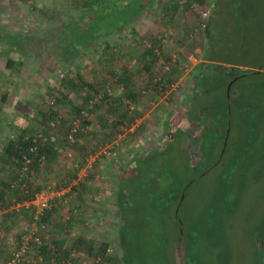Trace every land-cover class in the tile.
I'll return each mask as SVG.
<instances>
[{
  "label": "rangeland",
  "instance_id": "rangeland-1",
  "mask_svg": "<svg viewBox=\"0 0 264 264\" xmlns=\"http://www.w3.org/2000/svg\"><path fill=\"white\" fill-rule=\"evenodd\" d=\"M17 1L0 0V5H39L41 9L45 8V12L34 9L38 15L36 19L39 21L40 18L44 23H36L30 29L33 32L27 42L23 35L11 37L12 42L14 39L23 41L18 43L16 52L18 56L26 54L23 56L25 66L20 68L14 89L15 107L0 105V114L5 120L14 113L26 118L21 124L30 125L34 132L42 131V111L46 108L60 113L67 120L53 131L55 139L64 146L61 157L35 176L34 182L40 189L53 182L56 183L55 189H66L78 184L79 178L82 179L80 182L89 179L91 184L78 198L68 193L65 196L67 202L58 210L69 213L68 207L71 206L93 214L85 229L90 232L94 243L110 242L114 255L122 258V253L125 254L130 264H256L260 254L258 247L261 243L264 245V239L258 240L264 222V147L259 144L252 150L246 148L245 138L248 136L244 134L246 124L240 106L249 100L252 103L257 101L264 111V72L261 71L264 69V0H219L217 14L212 0L195 1L190 7L189 0H178L166 17L160 9L146 11L133 22L135 34L127 29L110 36L105 34L106 37L86 44H83L86 39L83 37L87 35L79 33L92 19L89 13L84 14L85 0ZM206 7L210 16L203 20L199 12ZM125 13L127 15L129 11L109 7L104 10L109 16V24L124 20ZM100 14L98 12L97 16ZM215 17H218L216 22ZM205 21H208L207 26L212 21L219 38L216 41L217 56L229 62L221 64L234 72H243L242 77L236 76L230 82L229 92L230 83L224 90L230 100L236 96L231 103L240 124L233 135H229L228 130L222 139L213 127L205 132L193 131L184 102L190 77L198 64L204 62L201 57L209 43L207 27L202 26ZM154 37L161 41L166 58L162 56L153 72L162 76L166 67H177L181 72L173 83H164L165 90L159 87L163 91L161 94L149 90L148 75L141 70V54L151 46ZM126 65L135 73L136 82L140 80L138 85L143 90L144 96L136 109L139 113L137 119L113 140L90 150L83 159L84 151L75 145L80 141L79 137L71 143L63 140L70 128L68 121L82 120L75 109L84 107L82 103L86 94L82 85L98 78L113 82L109 73H122V67ZM257 67L260 75L247 72ZM61 70L65 77H61ZM110 89L117 95L122 88L112 85ZM2 92L0 88V99ZM20 95L24 100L20 101ZM52 97L58 98L54 107L49 103ZM99 101L100 95L96 97V103ZM132 106L134 111L135 105ZM92 109H83L89 119L83 118L82 126L88 119L91 131H95L102 110ZM115 115L111 113L107 117L112 120ZM15 125L13 130L18 128L17 123ZM261 129L264 131V125ZM97 133V138L88 133L93 145L102 138V133ZM88 135L81 138L87 139ZM213 135L215 138L219 135L218 139ZM172 143L186 149L192 160L187 161L183 154L175 155V152L164 163L161 159L165 154L172 155ZM198 157L202 158L198 160ZM219 157L225 160L217 165L215 162ZM81 160L83 165L72 174L75 162ZM92 160L96 165L94 169L93 166L87 167ZM143 167L146 168L144 172L152 169L158 185L144 179L143 183L131 187V177ZM206 169L209 171L207 175L200 174ZM225 176H231L227 184L222 179ZM121 182L131 187L128 189L131 202L122 211L126 215L124 221L119 220L116 207ZM179 192L181 197L175 203V195ZM120 224H123L126 236L121 247L118 246ZM12 229L3 230L16 237L23 230L14 232V226ZM78 259L75 264H94L92 259L85 263ZM114 264L128 263L121 260Z\"/></svg>",
  "mask_w": 264,
  "mask_h": 264
},
{
  "label": "trees",
  "instance_id": "trees-1",
  "mask_svg": "<svg viewBox=\"0 0 264 264\" xmlns=\"http://www.w3.org/2000/svg\"><path fill=\"white\" fill-rule=\"evenodd\" d=\"M189 1L193 3L195 1L203 2L205 0ZM161 2L163 3V5L160 4ZM177 2L178 0H85L83 5V9L85 10L84 14L89 13L92 19L83 26L84 28L82 27L85 30L83 31L82 29V31L79 32L81 34L85 32V35H87L83 37L86 38L84 39L83 44L89 43V41L91 42L97 40L100 37H106L107 35L110 36L120 33L121 31H125L127 29H131V33L135 34L137 31L135 27H132L133 22L140 16L144 15L146 11H148L150 8H156V10L158 11L160 9V11L164 14V17H166V15H168L169 9ZM218 2L219 0H212V5H218ZM191 3H189V7L192 6ZM186 4L187 2L185 3V5ZM107 7H109L110 9L121 8L122 10H124V12L129 11V14L126 15L125 13V19L121 22H119L118 19L117 21H114V23L109 24V16L107 14H104V10L107 9ZM98 12L101 14L97 16ZM214 30L215 29H213L212 27V21H210L206 29L209 43L203 50V56L201 57L204 62L198 64L193 74L191 75L188 90L184 97V102L186 104V114L191 117L193 131L205 132L213 127V130H216L220 133V139H222L226 136L228 130L229 135H233L234 130H237L238 125L240 124H238L235 113H233V106L231 103L233 98L235 99L236 96H232V100H230V98H228L225 94L224 90L227 89V85L236 76L237 78L242 77L243 72H234L232 69H227L224 67L223 64L228 61L219 58L216 54V41H218L219 38H217L218 36L215 34V32H213ZM105 34L106 36H104ZM160 42L161 41L156 37L152 38L151 46L145 48V50L142 52L141 70H144V72L146 71L145 73L148 75L147 83L149 86V90H154L161 94L163 92L162 89H166V87H163L164 83H173L180 76L179 73L181 72L177 67L166 70L165 68H163L162 76L160 75V73L156 74L153 72L154 65L160 61L162 56L165 57L164 54H166V52H164L161 48ZM20 43H23V41H21ZM78 44L80 46L82 45L79 41ZM11 45H13V43ZM108 47L111 48L110 45H108ZM101 55L105 58H108V56L104 53H101ZM6 64L10 69L21 68L24 64V61L22 59L9 58ZM254 70H248L247 72H250L251 74H261L258 73L259 71H257L258 67L254 68ZM261 71L264 72V69L261 68ZM134 75L135 73L133 71H130L128 66L126 65L122 67V73H115L113 71L109 73L110 78H114L113 82H111L110 79L104 80L98 78L93 82H84V85H82L84 89L83 92H85L86 96L84 97L82 103L84 107H75L77 116H82L81 113L83 109H88V107H90V101L95 100V98L99 95L100 101L98 103H94L91 108H93L92 110H96L99 112L102 110L100 112V123L97 128L93 129L95 131H91L90 122L86 120L83 125L85 131L80 130L76 133V136L78 135L76 138L79 137L80 141L75 143V145L79 149H82L84 151V153L82 154L83 159H85V155L90 150L94 151L99 147H102L108 141L113 140V138L116 137V135L120 131L124 130L125 128H129L136 121L137 115L139 114L138 111H136V109L138 108V101L144 95L142 94L143 90L141 85H138L140 80L138 79L139 82H136V79L133 78ZM112 85L121 87V93L114 95L112 92L111 94H109L108 91L110 89V86ZM159 87L163 88L159 89ZM222 98L224 99V101L222 100ZM245 99L249 100V98ZM144 100L146 99L144 98ZM132 105H135L134 111L131 109V107H133ZM240 110V113H243L244 122L246 124V128L244 129V131L246 130V132H244V134L248 136L245 138L246 148L252 150L253 148L260 145H263L262 147H264V131L261 129V126L264 125V119H261L264 117V111L260 107V104H258L257 101H253L252 103V101L249 100L248 103H241ZM111 113L116 114L115 118L112 120L107 117ZM42 115L44 119L43 127L41 129L42 131L34 132L30 129L21 130L17 128L13 130V126L15 124L11 125L10 123L4 122V119L1 118L0 114V132L3 131L4 128L5 130L8 129L6 128V126H2L6 124L7 127H9L10 125L12 126L10 128V132L14 131L15 134V136L5 140L3 144L1 143L0 210H8V208H11L16 202H25L28 200H32L35 197L36 193L40 191V187L34 182L35 176H39L43 169H47V166H51L53 162L57 161L61 157V152L64 146H61V141L55 139V136L53 135V131L55 130L52 127L51 122H56V124L59 126V124L61 123L66 124L67 120L63 116H61L60 113L51 111L50 108L44 109V111H42ZM58 115L61 116L59 120H57L56 118ZM68 123L69 127L72 128V122L70 123L68 121ZM97 132L102 133V138L99 142H96L97 144H94V147V145L91 144L92 141H89L88 138L90 137V135L97 138ZM39 133L43 135V137L40 139L37 138V134ZM88 133L90 135H88ZM84 135H88L87 139L81 138ZM219 135H216V138L215 135L213 136L215 139H218ZM92 137L90 138V140H92ZM63 138L66 143L70 142L68 141L67 135L64 134ZM35 144L38 146V148L32 151L31 147ZM212 144L213 142L210 143V145ZM170 148L172 150V155L166 153L167 155L165 154V156L161 159L164 160V163L166 162V158L170 156L173 157L175 152V155L183 154L184 158L187 161H190V159L192 160L189 152H187L186 149H182L178 145L175 146L173 143ZM42 156L46 157V166L44 168L40 165V157ZM26 157L30 158L31 162L28 165V172L22 173V167ZM200 158L202 157H198V160ZM222 158L219 157L215 163H217L218 165L221 161L225 160L224 157ZM83 163L84 162L82 160L79 162H75L72 174L75 172V170L79 169V167L83 165ZM143 169L146 170V168L143 167L140 172H135L138 174H133L134 176L131 177V179L133 180V182L131 181L133 183L131 184V187L134 184L143 183L144 179H149L150 182L153 181V183L155 182V184H157V177H155L152 173V169H149V171L145 172ZM208 169L204 170L200 174H202L203 176L207 175L209 173ZM72 174L70 175V177H72ZM230 178L231 176L222 177L223 182L225 183ZM122 182L116 195V207L118 209L117 214H119V220L124 221L126 220L124 217L126 215L125 213H122V211L126 210L128 203L130 204L131 202V192L130 190H128L131 187L128 188L129 186L125 185V183ZM76 185H73L72 187L74 191L77 194H83L84 190L87 187V183L79 182ZM189 187L190 186L188 185L187 188ZM135 191L139 195V190L137 189ZM153 192L154 191H152L151 193L156 195V193ZM175 196V203H178L179 197H181V193L179 192ZM11 212L16 214L15 211H9V213ZM123 227V224L122 226L120 224L119 232L121 231V233H119V247H121L120 245L124 244L126 241L125 231H123ZM262 227L263 230L261 229L262 231L258 238L259 241H263L264 239V222L262 223ZM47 244L48 243H45L44 241V243L40 246V249H42L44 246L49 247L47 253H43V251H41V253L44 254L41 255L43 257V261H39L34 264H63L64 260L68 259V257L69 259L73 257L72 255L68 256V249L62 247L60 243L53 242L50 245ZM109 244L110 242L108 241L102 243H91V241H88L84 237H77V239L73 242V248L76 251L84 249L85 254H88L93 258L101 256L102 261H100L99 264H114L116 262H120L121 260H123L124 263L130 264V262L126 259L125 254L122 253V258H120L117 255L115 256L114 253H108L107 248L109 247ZM258 250L260 251V254L256 259V264H263V243L259 245ZM69 262L71 264H75L73 258L72 260H68L67 263Z\"/></svg>",
  "mask_w": 264,
  "mask_h": 264
},
{
  "label": "crops",
  "instance_id": "crops-1",
  "mask_svg": "<svg viewBox=\"0 0 264 264\" xmlns=\"http://www.w3.org/2000/svg\"><path fill=\"white\" fill-rule=\"evenodd\" d=\"M17 2H19V0ZM24 2L27 3L26 0H24ZM34 9L41 13L45 12V8H42V10L39 5H37V7L36 5H0V88L1 91L3 90V94L1 95L0 99V105L3 107L6 105L9 106V104L10 106H13L16 103L14 102L16 101V93H14V89L17 84L16 81L20 77V75H18L19 71L22 69V67L25 66V64H23L21 69H10L6 64L9 58L22 59L24 61L23 56L26 55L25 54L22 56V54H19L18 56L16 47L21 41H16L14 39V41L12 42L11 37H15L17 34H19L26 37V42L30 40L29 36L32 35L31 33L33 32H31L30 29H32L33 26L37 25L36 23L39 24V22H43V20H41L40 18L39 21H37L36 17L38 15L36 11H34ZM214 9L215 13L217 14L218 9H220V5H215ZM220 13L221 10H219L218 14ZM215 19L216 22L218 17H215ZM12 43L13 45H11ZM166 68L169 69L168 67ZM19 98L20 101L24 100L23 96L21 97V95ZM21 119H23L24 121H21ZM4 122L10 123L11 125L17 123L18 128L21 130H31L30 125L29 127L26 124H21L23 122H26V118H20L19 116H16V113H14L6 120L4 119ZM11 125L9 127H7L6 124L2 125L6 126V128L8 129L5 130L4 128L3 131L0 132V149L5 140L15 136L14 131L10 132V128L12 127ZM32 128L37 127L32 126ZM39 135L43 136L41 133H39ZM93 164L92 168L94 169L96 165ZM80 180L82 179L79 178V182ZM82 182L87 183V186L91 184L89 183V179ZM72 186L73 185H71L70 187ZM70 187L67 188V190L71 189ZM69 191L70 190H68L63 196L64 202L57 204L58 208L60 205H62V203L67 202L65 196L68 193H70L74 198H78V195H81L77 194L74 189H72V192ZM28 202H30V200L25 202H16L11 208H8V210H0V264H6L8 258L12 255V252L18 247L21 233L26 231L31 225L32 207L29 206ZM58 208L53 213L48 215L47 222L49 225L45 232V243H48L47 245H50L53 242L60 243L62 247L68 249V256L72 255V258L75 262L77 258H79V262L82 259L83 263L90 259L93 260L92 256L85 254L84 249L76 251L73 248V242L77 239V237H84L88 241H91V243L95 241L91 237L90 232L85 229L86 225H90L88 221H91V218L94 217L93 214L81 210H76L74 208L72 209L71 206L68 207V211H70L69 213L58 210ZM9 211H15L16 214H14L13 212L9 213ZM21 223H24V225L21 226ZM13 226L16 228L14 232L18 229H23L17 237L15 236V234L7 235V232L4 231L5 229L13 230ZM48 248V246H44L42 249H40V246L34 247L33 252L31 253V257L36 259L39 255H44L43 253H47ZM41 251H43V253H41ZM76 256L77 258H75ZM72 258L69 259L68 257V259L64 260V263H67L68 260H72Z\"/></svg>",
  "mask_w": 264,
  "mask_h": 264
},
{
  "label": "built area",
  "instance_id": "built-area-1",
  "mask_svg": "<svg viewBox=\"0 0 264 264\" xmlns=\"http://www.w3.org/2000/svg\"><path fill=\"white\" fill-rule=\"evenodd\" d=\"M195 5V2L192 3V6ZM200 16L203 20H207L206 18H209L210 16V11L206 7L205 9H202L200 12ZM207 22L205 21L202 23L203 27H207ZM61 77H65V73L61 70ZM109 94H111V89H109ZM51 106H55L57 103V98L52 97L51 101L49 102ZM96 103V98L95 100L90 101V107ZM61 116L58 115L56 118L59 120ZM83 118H88L89 119V114L85 113L83 111L82 114V120ZM86 119V120H88ZM82 120L76 119L72 122V128L69 129L67 133V138L68 141L74 142L76 139V133L81 131H85L84 127L82 126ZM52 127H56L57 124L56 122H51ZM43 136L37 134V138L40 139ZM38 148V146L35 144L34 146L31 147V150L34 151ZM70 155V154H69ZM31 162L30 158L25 159V162L22 167V173H27L28 172V165ZM90 163L89 165L87 164V167H92L93 164ZM40 165L44 168L46 166V157L42 156L40 157ZM55 184L56 183H49L45 188L40 189L35 195V197L30 200L29 206L32 207V220H31V225L29 228L22 232L20 235L19 239V244L18 247L12 252V255L9 257L7 260L6 264H34L39 261H43V257L39 255L36 259L31 257V253L33 252V248L36 246H41L44 243L45 240V232L48 228V222L47 218L48 215L53 213L55 210H57V204H60L61 202H64L63 196L66 194L68 190L69 192H72V187L71 189H55ZM27 203V204H28ZM113 247L110 244L109 247L107 248L108 253H113ZM94 264H99L100 261H102V257H95L93 258ZM63 264H65L63 262ZM67 264H71L70 262Z\"/></svg>",
  "mask_w": 264,
  "mask_h": 264
},
{
  "label": "water",
  "instance_id": "water-1",
  "mask_svg": "<svg viewBox=\"0 0 264 264\" xmlns=\"http://www.w3.org/2000/svg\"><path fill=\"white\" fill-rule=\"evenodd\" d=\"M231 84H232V83H230V84H229V87H228V92H229V90H230V86H231ZM228 133H229V131H228Z\"/></svg>",
  "mask_w": 264,
  "mask_h": 264
}]
</instances>
